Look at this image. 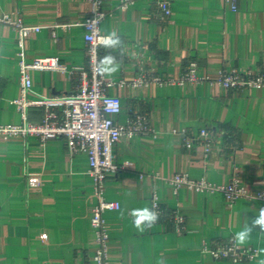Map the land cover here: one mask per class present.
Wrapping results in <instances>:
<instances>
[{"label": "crops", "instance_id": "crops-1", "mask_svg": "<svg viewBox=\"0 0 264 264\" xmlns=\"http://www.w3.org/2000/svg\"><path fill=\"white\" fill-rule=\"evenodd\" d=\"M104 0L107 12L102 34L118 41L100 46L101 69L106 57L118 71L106 78L130 81L140 68L164 78L181 76L191 61L205 79L200 82H150L133 87L113 85L108 92L121 100L114 119L124 122L134 111L144 112L155 135L122 136L114 145L115 161L124 164L105 180L104 197L119 208L103 214L109 232V264H259L264 260V232L259 226L240 246H253L251 261L214 259L201 252L202 242L234 239L258 219V200L237 199L231 206L219 192L202 193L167 182L175 172L206 177L225 184L233 170L250 193L262 186L264 170V86L227 89L216 82L222 68L259 69L264 64V0H238L231 10L225 0H169L170 18L156 17L154 0ZM88 0H0V14L19 16L41 29L24 40V58L54 56L67 66L85 65L84 27ZM17 31L0 23V123H18L12 100L19 96ZM30 98L74 90L76 80L63 71L32 70ZM42 115L27 110L29 120ZM213 131L215 142L182 146V128ZM84 152L70 154L62 138L39 141L35 135H0V264H93L96 247L90 224L96 203L93 180ZM39 176L40 182L31 181ZM155 192L167 210L178 209L185 230L177 232L160 219L140 231L134 209L149 210ZM235 240V239H234ZM236 241V240H235Z\"/></svg>", "mask_w": 264, "mask_h": 264}, {"label": "built area", "instance_id": "built-area-1", "mask_svg": "<svg viewBox=\"0 0 264 264\" xmlns=\"http://www.w3.org/2000/svg\"><path fill=\"white\" fill-rule=\"evenodd\" d=\"M104 0H88L89 11L81 22L84 27L85 65L67 66L57 57H36L31 61L24 58V40L40 29V25L25 24L21 17L12 16L9 13L0 14V23L10 26L17 31V44L19 46V72L20 80L19 96L12 102L16 105L20 114L18 123H0V135L4 138L10 136L35 135L39 141L44 142L50 138H62L70 154L84 152L88 158L87 172L92 177L96 203L90 215V224L94 231L96 247L91 256L93 264H109L108 239L109 232L104 219V212L119 208V202L107 200L104 197L105 180L109 174H116L124 164L115 161L113 145L122 137L134 134L155 135L148 116L144 112L134 111L124 122H117L114 115L121 109V100L117 95L108 92L113 85L128 83L133 87L145 85L150 82L159 84L173 81L200 82L205 79L197 72V63L191 61L180 77L176 79L164 78L151 74L140 68L134 79L113 80L106 78L101 73L99 58L100 46L105 44L106 38L99 30L101 20L106 16L103 9ZM134 0H120L118 6L126 8ZM238 0H225L231 10L237 9ZM157 12L156 17L165 22L171 15L169 0H154ZM32 70H55L67 72L76 80L74 90L71 92L50 96L37 95L30 98L32 91ZM216 82L227 89L242 90L249 87L264 86V64L256 70H239L236 67L222 68L219 70ZM30 107L42 109V115L38 120H29L27 110ZM180 134L182 146L192 149L195 145L203 147L204 155L210 153L215 142L216 134L208 127H200L196 133L188 129L173 130ZM39 176H32L31 181L35 184L40 182ZM167 182L171 184L173 192L177 193L181 186L202 193H222L231 206L237 199L249 197L258 200V218L260 210L264 208V170L262 186L255 193H250L242 184L236 170H233L230 181L219 184L210 181L204 176L191 177L187 172H175ZM149 211L157 214L158 220H169L174 224L177 232L185 230V217L176 208L167 210L162 206L158 195L153 192L150 198ZM201 252L209 254L214 259H226L233 262L251 261L258 255V249L253 246H240L232 238L214 239L203 241Z\"/></svg>", "mask_w": 264, "mask_h": 264}, {"label": "clouds", "instance_id": "clouds-1", "mask_svg": "<svg viewBox=\"0 0 264 264\" xmlns=\"http://www.w3.org/2000/svg\"><path fill=\"white\" fill-rule=\"evenodd\" d=\"M118 43L116 40H112L111 37L106 38V45H115ZM112 64V58L106 57L104 61V67L101 69V73H108L111 75L112 73L118 71V65L115 67H109ZM131 215L135 217L134 226L138 228L140 231H144V226H152L156 220L158 219L157 214L154 212H150L147 208L142 209H134L131 211ZM256 226H259L260 231L264 232V208L260 210L259 218L252 221L250 226L245 227L243 230L237 232L235 234L234 239L237 243L243 245L252 232V229ZM264 252V249L261 250ZM259 264H264V260H260Z\"/></svg>", "mask_w": 264, "mask_h": 264}]
</instances>
